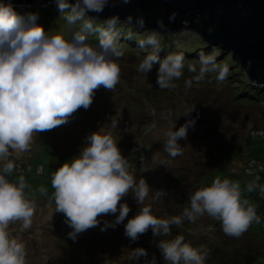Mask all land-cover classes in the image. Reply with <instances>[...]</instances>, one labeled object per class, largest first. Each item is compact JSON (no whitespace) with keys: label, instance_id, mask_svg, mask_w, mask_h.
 Returning a JSON list of instances; mask_svg holds the SVG:
<instances>
[{"label":"clouds","instance_id":"9594fccd","mask_svg":"<svg viewBox=\"0 0 264 264\" xmlns=\"http://www.w3.org/2000/svg\"><path fill=\"white\" fill-rule=\"evenodd\" d=\"M130 2L122 0L123 4ZM109 4L110 0H76L74 4L70 0H57L62 19L69 25H79L71 39H65L46 32L36 24L35 15L27 19L20 16L11 0H0V264H27L26 245L14 238L9 228L19 223L22 231L29 229L36 209L35 202L26 195L29 185L25 177L9 179L16 167L14 155L30 151L34 133L67 123L81 107L88 109L96 89L103 86L112 91L120 81L117 60L124 54L116 31V26L122 23L120 17H109L104 21L105 27L100 28L96 19L88 15L102 13ZM174 19L175 14L169 17L170 21ZM123 23L143 29L146 21L143 16L130 15ZM157 25L159 29L167 27L162 19ZM92 34L97 35V46L88 43ZM160 35V31L146 30L144 37L137 40L139 48L150 49L137 70L149 73L158 64L159 88H174V81L184 75L185 56L173 52L162 59ZM128 38H132L131 33ZM199 65L198 74L185 81L186 88L192 86L193 80L202 81L209 72H218L217 78L223 80L229 71L227 65L218 66L210 53H200ZM188 70L197 73L195 65H188ZM194 124L195 120H189L178 130L165 133L163 148L170 157L182 155L179 140L187 137ZM111 126L116 127V122L112 121ZM51 185L56 212L65 215V222L73 229L68 234L72 239L98 226L102 214L116 217L102 231L123 223L131 209L121 200L130 192L140 205L139 213L125 225V235L132 241L149 228L154 236H167L172 225L179 226L184 219L195 222L204 215L220 221L226 235L240 237L259 219L255 206L242 198L240 183L227 178H216L211 185L191 193L181 215L157 218L151 206H142L153 190L144 178L137 182L111 133L101 130L89 135L80 154L55 171ZM254 187L249 184L247 190ZM40 191L46 194V189ZM161 194L162 191H154L153 199ZM157 247L167 264L206 261V253L186 243L183 235L172 240L160 239ZM134 252L137 260L148 255L144 248ZM150 264H156L155 257Z\"/></svg>","mask_w":264,"mask_h":264},{"label":"rangeland","instance_id":"374dc122","mask_svg":"<svg viewBox=\"0 0 264 264\" xmlns=\"http://www.w3.org/2000/svg\"><path fill=\"white\" fill-rule=\"evenodd\" d=\"M176 33L175 39L182 38L185 43H191L195 37L199 38L187 30ZM213 52L212 48L206 54ZM223 55L217 54L215 61L219 62ZM118 60L126 61L125 65L124 62L123 66L119 65L120 76L128 81L124 87H138L144 82L148 86L144 94L150 95V98L147 97L146 101L136 98L132 88L116 86L111 91L101 86L95 90L93 103L88 109L81 107L70 116L67 123L33 134L30 149L33 156L29 161L35 172L23 176L29 185L26 189L27 197L36 203L35 214L29 229L22 231L19 223L9 228L10 234L26 245L27 264H119V255L113 257L115 259L108 257L111 252L118 253L125 247L122 241L119 245L121 225L102 231L106 223L115 220V215L102 214L98 217L101 223L90 228L91 233L85 234L89 239L94 236L89 244L81 242L82 233L76 239L68 240L64 235L66 232L69 234L72 228L60 219L56 205L50 202L39 204L44 199L54 200L52 175L64 163L78 156L85 146L86 138L100 130L102 133H111L122 155L128 160L129 171L137 182L144 178L153 190L142 206L159 202L156 210L164 208L174 216L181 215L179 207L177 210L174 205L179 204L182 208L188 206V197L195 192L191 189L195 188L202 176L199 163H206L216 151L224 149L213 158V181L216 178L238 181L241 189L253 195L255 201L257 189L254 187L252 191L247 190L249 184L253 185V178L242 173L248 164L247 157L239 159L235 150L228 147L243 143L246 139L248 155L257 159L264 158V139L249 136L254 129L264 130V102H243V99L234 101L231 94H239L238 90L232 88L235 82L225 79L215 82L207 75L202 81L193 80L192 86L186 88L185 81L192 79L199 71V67H196L197 73L190 72L188 64H185L184 75L174 81V88L161 89L156 83L157 76L149 77L148 73L139 72L138 68L130 64V56ZM158 68L154 66L149 73L158 72ZM138 105L142 108L138 109ZM190 110L194 111L184 116ZM189 120H195V124L189 128L187 137L179 140L183 147L182 155L172 158L163 148L165 133L172 129L178 130ZM112 121L116 122V127L111 126ZM13 159L14 163H23V154L18 152V157ZM40 166L43 167L42 175L36 172ZM180 175L178 180L177 176ZM19 176L12 174L9 179L16 181ZM41 188L46 189V194L41 193ZM154 191H162V194L153 199ZM261 194L264 197V192ZM170 199L172 203L168 202ZM121 203H127L131 209L121 223L124 226L133 214L139 213L140 205L131 192L123 197ZM250 229L262 237V223H254ZM121 255L131 257L134 251Z\"/></svg>","mask_w":264,"mask_h":264},{"label":"trees","instance_id":"16d2710c","mask_svg":"<svg viewBox=\"0 0 264 264\" xmlns=\"http://www.w3.org/2000/svg\"><path fill=\"white\" fill-rule=\"evenodd\" d=\"M15 11L22 17L28 18L30 15H35L36 17V24L39 26H42L46 32H49L50 34H59L64 36L65 39H71L72 34L74 31L78 30L79 25H69L65 22L64 19H62L63 13L58 9L57 3H38L31 6H14ZM122 23L118 24L116 26V31L119 33V40L122 44L123 49V56L124 57L130 56L131 62L130 64H133L135 66V69L138 68L139 63L142 61L144 56L147 54V51H150V49H141L137 45V40L142 39L144 37L145 31L150 30L146 29L145 27L143 29L136 27L134 24H128V23ZM96 25L100 28L105 27L104 21H101L99 19H96L95 21ZM129 33L132 34V38L129 39L128 35ZM177 33H166L161 34L159 37L160 44L162 46V51L160 52V56L163 59L166 57L169 53H182L185 56V64H192L196 67H200L199 65V56L200 53H208L213 48L214 52L210 53L214 57L217 54L223 55L224 52L221 47H214L210 46L208 43L203 41L200 37H195V39L191 40V43H185L182 42V38H179L176 40ZM88 43H90L93 46L98 45V38L96 34L89 35L88 37ZM129 55V56H127ZM121 58V57H120ZM223 59L219 60V62H216L218 66L227 65L228 66V73L225 78V80L233 81L235 82V86H232L233 89L238 90L239 94H236L235 92L231 95L233 96L234 101H239L243 99V102H264V89L262 87L254 86L250 83V80L248 79L246 73L244 70H242L241 65H238L235 63V61L232 58V55H223ZM133 60L134 63H133ZM119 61V65H122L124 62V65L126 64V61ZM123 66V65H122ZM154 66H159L154 65ZM153 73V72H152ZM148 73V76L151 77L153 75L157 76V72H154L153 74ZM147 74V73H146ZM209 78H213L215 82L219 80L217 77L219 75L218 72H209L206 74ZM146 76V75H144ZM221 81V80H219ZM224 81V80H223ZM128 82L126 78L123 76H120V81L116 86L124 87V83ZM133 85L125 86L124 88H132L134 90V94L136 98L144 99L146 101V98L150 95L145 96L144 90L145 88H148L144 82H141L138 87H132ZM150 93V92H149ZM238 95V97H236ZM150 98V97H148ZM157 104V103H156ZM138 109L142 108L141 105L137 106ZM158 122L156 123V125ZM257 131H264L262 129H254L252 130L251 134L249 136H252L254 138H261L264 139V136L259 135H253L252 133ZM54 135V134H53ZM228 149H234L236 152V156L240 159L241 157H247L248 163L245 167V169H242V173L244 175L249 176L246 173V170L249 166V163L252 161H256L259 163H264L263 159H257L250 157L248 155L249 148L246 145V139H244L243 143H239L238 145H233L231 147H228ZM226 149L219 151H216L213 156L209 157V160L206 163H199L201 166L200 168V174L202 175L201 178H199V181L197 182V185L195 188H192L191 190L196 191L197 189L205 186L211 185L213 182L212 179V171H213V158L217 156V154L222 153ZM242 150V151H241ZM23 154V163L15 162L16 167L18 165L22 166V172H18L14 170L13 174L23 175V174H33L34 167L32 165V162L29 161L30 157L33 156L32 151L27 152H21ZM15 167V169H16ZM207 168V169H205ZM204 169V170H203ZM41 171V172H40ZM36 172L40 175L43 173V167L40 166L37 168ZM264 171L259 172L260 176V185L261 188H264V177H263ZM234 175V174H233ZM177 176V179L180 180ZM253 178V185H255V188L257 189V194L255 195V201L253 199V195L250 193H247L246 190H242V194L244 195V199H247L251 204H253L256 208V213L261 215V222L262 223V237L257 236L253 231L249 229L240 237H232L228 236L223 232L222 226L220 221L211 218L207 215L202 216V218H197L195 222H190L187 219H184L183 223L179 226L172 225L171 226V232L167 236H154L152 229L149 228V230L140 235L139 238L136 241H132L130 238H128L125 235V225L127 224L128 220L126 221L125 225L119 228V245L122 244L125 245V247L120 250L118 253L111 252L109 259L116 257L119 255V264H150V261L155 257L156 264H167L166 261L163 260V257L160 253L159 248L157 247L160 239L163 240H172L177 235H183L185 237V242L191 244L193 247L200 249L203 253H206V261L205 264H264V203L258 201V197L263 195L261 194V188L257 187L255 184V179L253 176H250ZM190 190V191H191ZM247 194H246V193ZM190 193H188L189 195ZM27 195V194H26ZM166 196V194H164ZM264 198V197H263ZM253 199V200H252ZM52 203L55 205L54 200L53 201H45L41 200L39 204L41 203ZM172 203L171 199L168 201ZM159 202H152L151 209L153 215H155L157 218H163L167 219L172 216L173 214H170V211L168 209L162 208L161 211L156 210L155 207L157 206ZM37 204V205H39ZM176 204V203H174ZM36 205V203H35ZM161 205V204H160ZM175 208L179 207L178 212H183V209L179 204L174 205ZM157 208V207H156ZM159 209V208H158ZM60 216V219L66 220V217L63 213L57 212ZM180 213V214H181ZM138 213L133 214L129 219L134 218ZM62 220V221H63ZM256 222H253L254 224ZM251 224V225H252ZM124 227V228H123ZM123 228V230H121ZM73 231V229H71ZM86 233H91L90 229L82 232L81 236V242H88L91 244L94 236H91L89 239L86 237ZM68 240L70 239L68 232L64 235ZM120 247V246H119ZM137 248H144L147 250V257H140L137 260V257L135 255L130 256H120L121 254H128V252L134 251ZM127 252V253H126ZM123 258V259H122ZM115 259V258H113Z\"/></svg>","mask_w":264,"mask_h":264},{"label":"water","instance_id":"95a60500","mask_svg":"<svg viewBox=\"0 0 264 264\" xmlns=\"http://www.w3.org/2000/svg\"><path fill=\"white\" fill-rule=\"evenodd\" d=\"M11 3L31 6L57 0H11ZM173 14L175 19L170 21ZM88 15L101 21L118 15L121 22L130 15L143 16L144 27L161 34L193 32L210 46L221 47L225 55L231 54L250 82L264 87V0H131L129 4L110 0L102 13ZM161 19L166 29L158 28L157 21Z\"/></svg>","mask_w":264,"mask_h":264},{"label":"built area","instance_id":"2783aa9c","mask_svg":"<svg viewBox=\"0 0 264 264\" xmlns=\"http://www.w3.org/2000/svg\"><path fill=\"white\" fill-rule=\"evenodd\" d=\"M253 135H259V136H264V131H257L252 133ZM18 172H22V166L18 165L15 169ZM264 171V163H259L256 161H252L251 163H249V166L246 170V173L249 176H253L255 179V184L257 185V187L261 188V185L259 183L260 181V176H259V172ZM41 172V171H40ZM258 216V222H261V215L257 214ZM256 222V221H254ZM257 223V222H256Z\"/></svg>","mask_w":264,"mask_h":264},{"label":"crops","instance_id":"0c3cea01","mask_svg":"<svg viewBox=\"0 0 264 264\" xmlns=\"http://www.w3.org/2000/svg\"><path fill=\"white\" fill-rule=\"evenodd\" d=\"M14 157H18V153L15 154ZM258 201H259V202H262V201H263V203H264V198H263L262 196H259V197H258Z\"/></svg>","mask_w":264,"mask_h":264}]
</instances>
